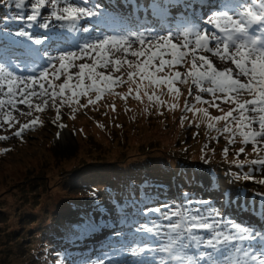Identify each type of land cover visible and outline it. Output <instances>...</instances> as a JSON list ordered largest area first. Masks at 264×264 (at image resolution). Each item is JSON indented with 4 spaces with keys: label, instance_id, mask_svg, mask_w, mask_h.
I'll return each instance as SVG.
<instances>
[{
    "label": "snow or ice",
    "instance_id": "obj_1",
    "mask_svg": "<svg viewBox=\"0 0 264 264\" xmlns=\"http://www.w3.org/2000/svg\"><path fill=\"white\" fill-rule=\"evenodd\" d=\"M0 7L15 9L16 14L5 21L22 24L14 32L7 30V23L0 30V127L19 123L16 113L31 116L49 106L56 109L53 124H58L64 105L75 119L78 110L96 106L106 93L118 95L116 87L128 85V93L119 94L127 99L133 94L131 85L139 79L134 99H142L143 88L149 102L163 106L164 89L178 99L182 93L177 85H186L195 103L208 104L222 115L211 116L207 108H196L187 99L183 111H192L194 117L199 114L201 122L206 118L207 128L227 134L229 144L240 137L257 154L264 149V0H150L146 5L129 0L119 4L123 15L118 16L95 11L101 5L91 0H0ZM45 8L47 17L42 14ZM165 22L167 28L161 26ZM35 29L43 34L36 35ZM177 38L180 43L174 42ZM213 57L233 67L218 68ZM61 77L62 82L54 83ZM203 93L211 100H205ZM81 97L87 102L81 104ZM222 104L233 107L225 111ZM42 123L37 116L21 124L14 135L22 138ZM6 139L0 136V141ZM56 139L61 149L70 144V138L59 131ZM227 152L225 148V156ZM244 152L240 147L237 157ZM249 163L259 168L250 167L242 176L245 180L264 168V158ZM223 195L233 202L230 193ZM150 202V196L137 199L133 195L128 203L117 200L111 211L98 204L99 216L94 213L83 224L99 226L100 219L115 214L119 207L133 234L121 240L119 226L111 232L127 250L125 264L129 257L131 264H264V227L237 222L221 213L211 198L195 200L184 193L175 205L148 207Z\"/></svg>",
    "mask_w": 264,
    "mask_h": 264
},
{
    "label": "rangeland",
    "instance_id": "obj_2",
    "mask_svg": "<svg viewBox=\"0 0 264 264\" xmlns=\"http://www.w3.org/2000/svg\"><path fill=\"white\" fill-rule=\"evenodd\" d=\"M139 2L146 5L150 0ZM48 11V8L42 9V14L47 17ZM34 33L42 35L43 30L35 29ZM174 42L180 43V39ZM129 59L135 60L133 57ZM212 59L216 64L217 59ZM224 66L233 67L230 62ZM124 79H127L126 73ZM62 81L63 77L54 83ZM139 83L137 79L131 85L133 94L127 99L119 94H127L128 85L116 87L114 92L118 95L106 93L96 106L89 105L78 110L75 119L70 118L71 109L64 105L60 109L58 123L67 125L65 129L52 122L47 126V120L56 118V109L51 106L31 116L16 113L19 123L11 128L7 124L0 127V136L8 137L0 141V264H52L64 256L58 250L59 257H54L51 236L65 235L72 228L70 222L79 217L92 218L98 204L106 205L111 211L112 205L101 192L112 197L115 193H122L125 182L134 181V173L141 174L143 178L149 171L188 170L203 178L207 177L204 175L207 173L219 181L233 200L254 201L255 207L260 212L264 211V168L253 171L247 180L242 178L250 167L259 168L251 166L249 162L264 158V149L257 154L251 144L243 145L240 137H237L235 144H229L225 138L227 134L221 135L207 128L206 118L201 122L199 114L194 117L192 111H183L187 99L196 108H207L211 116L222 115L208 104L195 103L188 95L186 85H177L182 93L178 99L168 95L164 89V95L160 96L163 106H157L143 95V88L142 99L138 101L133 98ZM148 91L151 94V89ZM201 95L205 100H211L206 93ZM91 96L95 99V93ZM86 102V98H80L81 104ZM171 104H178V107L170 109ZM221 107L227 111L233 106L222 104ZM19 108L27 111L24 105H19ZM37 116L42 124L24 132L22 138L14 135L21 124ZM184 116L187 118L182 122ZM222 126L223 122H220L218 127ZM58 131L65 138H70V144L65 149L57 146ZM240 147H244L245 152L237 157ZM225 148L228 149L226 156ZM237 162L244 164V167L238 168ZM235 175L241 178L237 179ZM88 179H97L91 187L95 190L101 187V192L89 189L88 183L92 184L93 181L87 183ZM245 183L250 185L248 188L255 189H242L241 185ZM127 185L130 187L129 183ZM126 195L132 196L125 193L123 197ZM112 200L115 203L118 197ZM120 212L117 209L115 214L103 220L117 226L121 221L114 216ZM95 215L98 217L99 213ZM78 221L84 225L83 221ZM132 235L128 238L131 239ZM123 237L121 234V240ZM115 241L114 238L110 240L111 243ZM123 249L124 255L127 254V250ZM92 260L93 256L86 262L91 263ZM64 261L62 257L57 263Z\"/></svg>",
    "mask_w": 264,
    "mask_h": 264
},
{
    "label": "trees",
    "instance_id": "obj_3",
    "mask_svg": "<svg viewBox=\"0 0 264 264\" xmlns=\"http://www.w3.org/2000/svg\"><path fill=\"white\" fill-rule=\"evenodd\" d=\"M6 13V14H5ZM5 15H8V16H13L14 14H13V12H9V10L8 9H6V8H3V7H0V25L2 24V22H4V16ZM3 16V17H2ZM5 23V22H4ZM5 29V28H4ZM4 29H1V30H4ZM7 30L8 31H12L11 30V27H9L8 26V28H7ZM2 34V31H0V35Z\"/></svg>",
    "mask_w": 264,
    "mask_h": 264
},
{
    "label": "bare ground",
    "instance_id": "obj_4",
    "mask_svg": "<svg viewBox=\"0 0 264 264\" xmlns=\"http://www.w3.org/2000/svg\"><path fill=\"white\" fill-rule=\"evenodd\" d=\"M115 264H125V259H122L118 263H115ZM128 264H131V258H128Z\"/></svg>",
    "mask_w": 264,
    "mask_h": 264
}]
</instances>
